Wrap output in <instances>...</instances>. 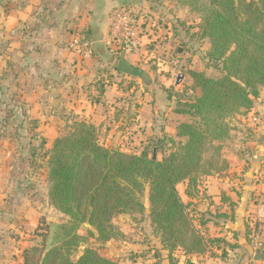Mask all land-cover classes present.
<instances>
[{"label": "rangeland", "instance_id": "1", "mask_svg": "<svg viewBox=\"0 0 264 264\" xmlns=\"http://www.w3.org/2000/svg\"><path fill=\"white\" fill-rule=\"evenodd\" d=\"M61 5V0H0V244L5 245L0 264H22L23 252L45 232L46 224L67 223L68 218L49 204L46 154L54 140L68 133L77 118L90 115L102 145L137 153L157 130L160 138L178 137L177 126L188 118L179 117L182 119L172 122L170 128V108L176 107V101L173 99L169 105L167 98L171 94L186 101L198 95L190 88L191 71L217 76L214 70L208 69L209 44L198 38L190 39L192 34L187 33L188 28L196 27L199 22L198 15L189 8L151 1L139 52L128 54L113 45L108 47L102 42L86 40L91 43L93 53L85 59L75 57L71 50L73 41L80 40L77 32L55 37L60 28L54 27V34L49 30L52 25L47 20L54 18ZM121 53H125L132 65L149 73L151 85L141 78L117 76L115 69ZM65 57L68 62L74 61L75 66H84L85 71L80 70L82 73L76 77L59 69L45 72L46 67L62 65ZM83 72H86L84 76ZM180 73L185 77L176 86ZM77 75L83 78L76 80ZM109 76L110 84L106 81L109 85L100 96L95 84ZM161 93L158 98L167 109L157 115L160 119L141 113L144 105ZM96 100L100 102L96 104L100 105L98 109L94 107ZM254 102L255 112L260 113L258 118L264 117L261 113L264 89ZM250 115L235 114L228 119L230 138L224 143L227 155L233 148H243L245 135L257 124L253 123V113ZM153 120L158 122L157 126H152ZM163 122L172 132L160 130ZM155 151L156 156H162L160 151ZM178 190L183 201L189 204L185 184L179 185ZM202 191L200 184L195 194ZM141 200L144 213L131 212L114 218L113 223L121 232L116 240L100 243L92 227L82 226L78 232L82 241L74 250L73 258L77 260L86 249H94L104 258L123 264H168V252L162 248L149 218L148 186ZM256 240L259 250L263 245L260 238Z\"/></svg>", "mask_w": 264, "mask_h": 264}, {"label": "trees", "instance_id": "2", "mask_svg": "<svg viewBox=\"0 0 264 264\" xmlns=\"http://www.w3.org/2000/svg\"><path fill=\"white\" fill-rule=\"evenodd\" d=\"M151 1L180 5L198 15V24L187 33L209 44L207 65L217 76L191 71L190 88L198 95L186 101L168 96L176 101L175 112L188 118L177 126V138L155 137L142 151L130 154L102 145L97 126L86 118H77L68 133L56 138L46 154L47 193L50 206L68 221L46 224L45 232L23 252L22 264H123L94 249L75 260L73 252L82 241L78 232L88 225L100 243L120 238L113 220L145 212V186L149 218L169 264H200L193 260L213 256V240L201 234L209 222L207 214H195L178 186L185 184L186 197L194 199L204 177L227 167L228 119L241 113H253V119L260 115L254 101L264 89V0ZM79 37L91 44L84 34ZM110 77L96 82L100 96ZM155 149L161 157L154 158ZM258 251L264 254L262 248Z\"/></svg>", "mask_w": 264, "mask_h": 264}, {"label": "crops", "instance_id": "3", "mask_svg": "<svg viewBox=\"0 0 264 264\" xmlns=\"http://www.w3.org/2000/svg\"><path fill=\"white\" fill-rule=\"evenodd\" d=\"M61 2V8L54 18L47 20L48 24L51 23L52 25L49 28V30H52L51 33L54 34V27L60 28L61 32L54 34L55 37L64 35V33L66 36L72 34V32L73 34L77 32L78 34H84L94 43L102 42L103 45H108V47L112 46L109 41L112 12L118 7L129 8L139 5H144L150 9L149 5L151 4V0H61ZM53 20L57 21L52 22ZM102 46L98 47L102 48ZM105 49L107 50V47ZM67 51L69 50H65V52ZM74 56L79 57L78 55ZM30 57L33 58V55ZM66 58L61 60L62 65L54 64L55 66L52 65L51 68L46 67L45 72L53 73V71L59 69L64 71L65 74L76 77V74L80 75L82 73L80 70L85 71L84 66H75L74 61L68 62ZM85 73L83 72V76ZM87 73L89 72L87 71ZM78 75L75 79L81 80L83 76L80 78ZM166 77H169V75H166ZM162 95V93L161 95L157 94L151 102L146 103L141 113H150L156 119H160L157 115L163 109H167L162 106L160 98H158ZM167 100L170 105L173 99L169 100L167 98ZM96 104L94 103V107L98 109L100 105ZM175 108H173L174 110L170 108L172 116L170 128H172V122L182 119L179 117L183 116L175 113ZM86 116L85 118L91 121L90 115L87 114ZM259 117V122L253 124V129L245 135L247 137H245L243 148L236 147V149L227 150L228 155L226 151V154L224 152L227 167L204 177L201 181L203 191L196 195L194 199L187 198L189 203H192L195 214L200 211L207 214L209 222L201 229V234L207 239L213 240V243L209 245L213 256L207 254L199 259L196 258L193 260L195 263L264 264V259L257 260L258 254L263 256L264 254L258 251L256 244V237H258L261 239L264 250V117ZM91 122L94 123V121ZM157 123L156 120H153L152 126ZM170 128L166 122H163L160 130H163V133L167 130L172 132ZM175 130L176 127L173 130L174 133ZM159 132L157 130L158 134ZM157 133L151 139L159 137ZM219 215L222 217H219ZM4 247V244H0V263L2 261L1 251L5 250ZM182 260L183 258H181Z\"/></svg>", "mask_w": 264, "mask_h": 264}, {"label": "built area", "instance_id": "4", "mask_svg": "<svg viewBox=\"0 0 264 264\" xmlns=\"http://www.w3.org/2000/svg\"><path fill=\"white\" fill-rule=\"evenodd\" d=\"M147 8L139 5L129 8L118 7L112 12V20L109 31L110 43L125 53H137L144 43V26H147ZM72 52L85 59L93 53L91 44L83 43L75 39L71 48ZM124 53V54H125ZM254 122L259 118L255 117Z\"/></svg>", "mask_w": 264, "mask_h": 264}, {"label": "water", "instance_id": "5", "mask_svg": "<svg viewBox=\"0 0 264 264\" xmlns=\"http://www.w3.org/2000/svg\"><path fill=\"white\" fill-rule=\"evenodd\" d=\"M117 73L121 75H126V76H132L135 78H141L145 84L151 85L153 80L149 73L145 72L141 68H138L134 65H132L127 59L126 55L124 53H121L117 62ZM185 75L183 73H180L175 81V85L179 86L183 80H184ZM262 115H264V108L261 111ZM156 157V151H154V158ZM264 256L262 254H258L257 260H263Z\"/></svg>", "mask_w": 264, "mask_h": 264}]
</instances>
